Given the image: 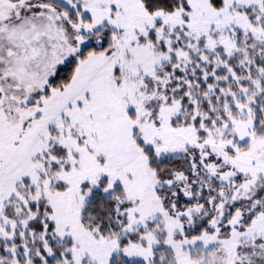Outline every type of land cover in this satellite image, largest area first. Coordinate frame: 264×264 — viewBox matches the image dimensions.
<instances>
[{
    "label": "snow or ice",
    "instance_id": "snow-or-ice-1",
    "mask_svg": "<svg viewBox=\"0 0 264 264\" xmlns=\"http://www.w3.org/2000/svg\"><path fill=\"white\" fill-rule=\"evenodd\" d=\"M0 264H264V0H0Z\"/></svg>",
    "mask_w": 264,
    "mask_h": 264
}]
</instances>
